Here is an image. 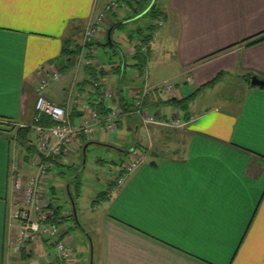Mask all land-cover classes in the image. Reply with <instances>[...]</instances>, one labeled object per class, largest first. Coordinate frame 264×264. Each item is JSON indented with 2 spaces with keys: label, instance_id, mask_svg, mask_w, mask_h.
I'll return each instance as SVG.
<instances>
[{
  "label": "crops",
  "instance_id": "obj_1",
  "mask_svg": "<svg viewBox=\"0 0 264 264\" xmlns=\"http://www.w3.org/2000/svg\"><path fill=\"white\" fill-rule=\"evenodd\" d=\"M97 1L0 0V264L18 259L6 249L11 165L22 160L24 170L34 171L28 147L15 141L16 129L8 124L36 122L38 85L58 64H63L61 79L51 81L43 93L65 103L75 74L73 66L65 68L62 50L69 39L80 44ZM156 1L162 26L168 28L165 47L159 49L172 55L173 69L160 63L156 72L150 70L156 32L142 75L132 65L137 39L131 40L132 29L126 38H113L123 56L119 63L105 60L99 66L106 73L99 82L101 90L111 89L132 103L145 83L185 75V84L176 82L170 94L147 103L164 122L175 118L185 124L175 128L181 139L169 146V155L153 151L160 156L144 162L115 191L110 184L109 199L86 217L90 264H264V87L251 84L252 76L264 79V39L248 44L264 36V0ZM127 17L123 11L108 13L98 42L105 31L112 35L115 27L133 20ZM119 64L120 71H114ZM160 69L168 74L163 79ZM90 80L87 69L79 72L70 108L75 121L99 101L101 90H91ZM193 93L187 114L168 102ZM124 121L131 129L133 119L125 117L118 127ZM166 128L173 127L147 125L148 132ZM45 246L51 245L44 242L21 257L42 256ZM81 251L79 260L85 264Z\"/></svg>",
  "mask_w": 264,
  "mask_h": 264
},
{
  "label": "built area",
  "instance_id": "obj_2",
  "mask_svg": "<svg viewBox=\"0 0 264 264\" xmlns=\"http://www.w3.org/2000/svg\"><path fill=\"white\" fill-rule=\"evenodd\" d=\"M128 10L125 0H109L105 7L94 14L86 23L82 32L81 49L77 53L73 64L74 80L71 84L65 103L59 104L47 98L43 91L51 81L62 77L63 64H58L51 76H43L38 85V94L35 101L36 120L48 116L53 121L52 125L32 124L36 149L29 158V164L33 167L32 173L23 169L21 161H13L10 168V211L7 224V253L23 254L38 249L42 243H48L55 247L56 255L45 264H81L76 246L72 245L73 237L67 236L68 229L60 223L51 221L50 187L53 176L51 163L45 158L58 157L62 163L70 162L71 156L80 150L81 136L92 138L97 132L113 131L118 127L121 118L127 116L138 117L144 125H167L179 128L185 124L180 119L170 118L166 122L155 111L148 108V101H155L157 97L170 94L174 85L170 80L156 84L145 83L135 94L131 109L123 111L113 102L114 91L101 90L99 101L108 102L109 109L102 114L97 108H84L75 121L71 117V104L74 100V91L77 85L79 72L87 67H92L96 60L91 56L95 48L89 44L98 38L100 29L104 23L107 12ZM160 26L164 20L159 21ZM146 75V73H145ZM190 79V77H189ZM94 86H98V80H91ZM15 141L17 142L16 138ZM133 155L129 164L121 168L115 181L116 188L122 186L126 179L137 170L145 161L144 155L136 149H131Z\"/></svg>",
  "mask_w": 264,
  "mask_h": 264
},
{
  "label": "rangeland",
  "instance_id": "obj_3",
  "mask_svg": "<svg viewBox=\"0 0 264 264\" xmlns=\"http://www.w3.org/2000/svg\"><path fill=\"white\" fill-rule=\"evenodd\" d=\"M109 0H98L97 8L95 11V15L97 12L102 10L106 3ZM123 10H121L122 12ZM127 12L129 16V11ZM109 12L106 13V15ZM110 16V15H109ZM126 16V15H124ZM112 18V16H111ZM111 20L109 23L111 24ZM122 19L119 20L121 22ZM157 22L156 19L152 20L150 17L140 15L137 19H133L121 28L115 27L112 33L113 38L116 40H121L126 38V33L132 29L137 27L147 28L150 24H155ZM168 28L166 26H158L156 29L158 44H157V53L151 59V72H156L157 67L160 66V63H163V66L166 63H169V69H173V58L172 55L170 57L166 56L164 52L160 53V49L165 47L163 45V35ZM82 31V30H81ZM76 40H79L76 39ZM107 38L104 35L100 36V44L97 45L98 52L97 56L103 62L106 60L114 61L119 63L121 60L120 53H114L112 47L109 45H105ZM104 44V45H101ZM160 48V49H159ZM132 61V58H129ZM162 67V66H161ZM168 71L167 68H163ZM163 69L159 71L158 77L160 79L165 78L168 74L163 71ZM74 71V70H73ZM75 73V72H74ZM186 77L185 75L182 76ZM183 78H168L172 84L179 82L183 83ZM122 126L117 127L113 131H104L97 132L95 135V139H93V143L89 144L86 151L82 154L71 156V160L69 164L64 167L56 168L52 167L53 172V183L57 188V194H55V205L60 206V217H62V222L60 225L68 229L67 236L73 237L72 245L76 246L79 254L83 250V258L85 264H90V249L86 245L88 244V239L85 231L83 230V226L86 225V217L89 214L96 213L95 206H99L102 201L94 202L97 195L106 191L109 188L111 182H115L119 176V172L123 166L130 163L133 158V155L130 153L132 147L136 146L135 149L139 154L145 156L146 161L157 159L158 156L153 151L157 150L160 154L169 155L171 150L169 146L175 144L177 140H180V135L175 132V128H166L162 129L161 132L155 130L148 132L147 125H144L138 117L133 119L135 126H138V131L135 132L134 124H131V128L127 127V122L124 121ZM152 127V126H150ZM33 142L35 143V135L32 134ZM91 139V138H90ZM174 146V145H173ZM172 146V147H173ZM128 150L127 152H121L122 149ZM19 153L23 156L25 155V151L21 148H18ZM77 153V152H76ZM75 153V154H76ZM145 161V162H146ZM74 176L78 177L80 181V195L77 197L76 189L74 185H70V192L67 191L68 182ZM66 189V190H65ZM72 193V196H70ZM100 208V207H98ZM102 208V207H101ZM73 215V216H68ZM42 256L35 253L32 256H27L22 258L21 254H17L16 264H44L45 262L51 260L56 255V249L53 246H45L41 248ZM44 255V256H43Z\"/></svg>",
  "mask_w": 264,
  "mask_h": 264
},
{
  "label": "trees",
  "instance_id": "obj_4",
  "mask_svg": "<svg viewBox=\"0 0 264 264\" xmlns=\"http://www.w3.org/2000/svg\"><path fill=\"white\" fill-rule=\"evenodd\" d=\"M125 2H126L128 9H129V16L126 18V20L137 18L140 15L150 17L152 20H154V19L157 20V22L155 24H150L147 28L146 27L145 28H139L138 30L134 29L132 31V33L130 34L131 40L133 39V37H137V39H135V42H133L134 43L133 44V51H134L133 59L135 60V62L132 65L135 66L137 68V70L143 75V73L146 70L147 64L150 60V57H151V51H152L151 50L152 49L151 44H152L154 34L156 33V29L158 28V26H160L159 21L163 20V11L158 6L156 0H125ZM123 11H128V10L124 9ZM112 12H114V11H112ZM104 36L107 38L105 45H109L110 47H112L113 50L115 51L114 53H116V52L120 53V55L122 57L123 53H122V49L120 47V44L113 39L112 35L106 34V31L104 32ZM263 39H264V36H262L258 39H255L251 42H248V44L251 45V44H254V43L261 41ZM98 44H100V42H98V38H96L89 45L92 46L93 48H97ZM101 45H104V44H101ZM80 49H81V44H76L73 39H69L66 41V44L64 45V48L62 50V55L65 57V61H66L65 68L73 66V64L75 62L76 55L80 51ZM97 55H98L97 51L95 50L94 54H92L91 57L94 60H96V63L92 67H87L86 69H87L89 75L91 76V80L95 79V80L99 81V80H101V77H103L106 73H105V70L102 66L99 67L104 62L101 61V59H99V57ZM121 68H122V64H119L117 67H115V68L113 67V70L115 71V69H116V70L120 71ZM91 80L89 82V84H91L90 89L95 90L94 92H96V93H99L98 90H101V87L103 84L100 83L98 86H94ZM213 82H215V80H213L210 83H213ZM195 93H193L192 95H189L187 97H182V98L172 97L168 100V102L173 104V105H176L179 110H181L182 112L187 114L188 111L190 110L191 103L194 100ZM114 96L115 97H114L113 102H116L121 107V109L123 111H128L129 109H131L132 103H129L127 101V98L125 97V95L116 94ZM155 102H156V100H155ZM92 104L102 114H106L107 110L109 109V107H108L109 103L108 102L92 101ZM71 117L75 118L76 116L74 115V113H72ZM2 119H4V118H2ZM126 119H128V121L131 122L132 119H134V117L133 116H127ZM34 124L52 125L53 121L48 116H44L42 118L37 119ZM8 125L12 127L11 130L16 129L15 138H16L18 143L28 147L29 155L31 156L33 153H35L36 149L33 145L32 125L17 126V127L14 125H11V124H8ZM89 139L90 138H88L87 136H81L82 145H81L80 150L78 151L79 155L84 152L83 151L84 146L87 145V147H88V145L91 143V140H89ZM137 147H138V145H137ZM134 149H135V146H134ZM45 159L51 163L52 167H56V168L64 167L67 164H69V162H67V163L60 162L58 157H52L51 156V157H48ZM121 171L122 170H120V172ZM111 184L113 185V184H115V182H111ZM70 185H72V186L74 185V188L76 189L75 194L78 197L80 195V187L81 186H80V181L78 180L77 176H74L68 182L67 191H69V192H70V187H69ZM50 188L52 190V194H51L52 200H51L50 206H49L50 210L52 212L51 221L61 223L62 217H60V215H59L60 211H61L60 206L55 205V197H54L55 194H57V188L55 185H51ZM70 196H72V198H73L72 193H70ZM109 197H110V194L107 190L102 191L97 195L94 202H99L102 200L104 201V200L109 199ZM68 216L70 217L73 215H68ZM24 254L25 253H23L22 256H26Z\"/></svg>",
  "mask_w": 264,
  "mask_h": 264
},
{
  "label": "water",
  "instance_id": "obj_5",
  "mask_svg": "<svg viewBox=\"0 0 264 264\" xmlns=\"http://www.w3.org/2000/svg\"><path fill=\"white\" fill-rule=\"evenodd\" d=\"M251 84L253 86H260V87H264V79L259 78L258 76H252L251 78ZM87 148V145L84 146L83 151L85 152Z\"/></svg>",
  "mask_w": 264,
  "mask_h": 264
}]
</instances>
